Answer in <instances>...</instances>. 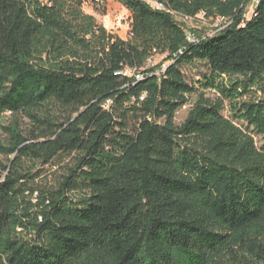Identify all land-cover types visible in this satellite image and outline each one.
Listing matches in <instances>:
<instances>
[{
	"label": "trees",
	"instance_id": "trees-1",
	"mask_svg": "<svg viewBox=\"0 0 264 264\" xmlns=\"http://www.w3.org/2000/svg\"><path fill=\"white\" fill-rule=\"evenodd\" d=\"M102 1L0 0V264H264V0H112L125 40Z\"/></svg>",
	"mask_w": 264,
	"mask_h": 264
},
{
	"label": "rangeland",
	"instance_id": "rangeland-1",
	"mask_svg": "<svg viewBox=\"0 0 264 264\" xmlns=\"http://www.w3.org/2000/svg\"><path fill=\"white\" fill-rule=\"evenodd\" d=\"M152 6H154L151 2H149ZM256 5V0H252L250 4L246 8V19H249L252 15L254 6ZM103 9L105 10L103 13ZM83 12L87 15L93 16L96 21L102 25L106 31L116 35L122 40H125L129 37V26H130V15L129 13L119 4H117L114 1H106L103 5L99 6H92L90 4L83 6ZM200 20L198 21H191V20H185L179 16H175V20L178 22H183L185 24L188 31H190V34H192L193 31H197L198 34L201 35H212L214 33L215 28L220 27L222 21L214 20V21H207V20H201V17H199ZM164 56L163 55H156L152 60L148 61L147 68H152L154 66H162V69L166 66V63H163ZM182 73L184 75L185 80L189 84H196V82H199L203 80L205 76L209 74V69L205 64L202 63H194L192 65L183 66L181 68ZM252 90H255L253 88ZM254 92V91H252ZM203 94L204 98L211 100L212 102L216 101L219 96L214 91H203L200 90L196 95H192L189 97V104L182 108L176 115L174 123L176 125L181 124L189 111V109L192 107V105L197 101L198 95ZM253 95H249L244 98V100L252 99ZM257 97H261V93L256 94ZM225 105V111L223 112V116L226 118H230L227 110H228V102L223 101ZM10 121V115L5 114L0 116V126H5ZM21 122L23 125V128L28 130L30 128L28 121L25 118H21ZM240 127L246 128V125H239ZM0 135L3 136V133L0 129ZM254 140L257 148L264 150V138L261 136L254 135ZM13 159V158H11ZM70 159H66L59 167H45L42 171L41 167L36 166L34 169L33 166L26 163L25 167L31 168L32 172L37 173L39 172L42 174L40 180H36V183H40V181H43L42 183H54L56 180V177H58L60 174L63 173L64 166L69 164ZM42 172V173H41Z\"/></svg>",
	"mask_w": 264,
	"mask_h": 264
},
{
	"label": "built area",
	"instance_id": "built-area-1",
	"mask_svg": "<svg viewBox=\"0 0 264 264\" xmlns=\"http://www.w3.org/2000/svg\"><path fill=\"white\" fill-rule=\"evenodd\" d=\"M94 2L96 3V4H102V0H94ZM149 2H151V1H148V3ZM154 6H152L151 4V6L153 7V8H155V9H160V5H158V4H156V3H154V2H151ZM256 3H257V1H256ZM193 36L192 35H189V38H188V40L190 41V42H192L193 41ZM136 79H140V76H136ZM109 104V102H107L106 103V105H108Z\"/></svg>",
	"mask_w": 264,
	"mask_h": 264
},
{
	"label": "crops",
	"instance_id": "crops-1",
	"mask_svg": "<svg viewBox=\"0 0 264 264\" xmlns=\"http://www.w3.org/2000/svg\"><path fill=\"white\" fill-rule=\"evenodd\" d=\"M107 1H110V0H107ZM112 1V0H111Z\"/></svg>",
	"mask_w": 264,
	"mask_h": 264
}]
</instances>
